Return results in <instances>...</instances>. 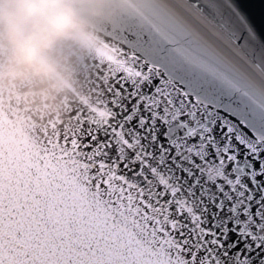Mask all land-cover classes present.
Returning <instances> with one entry per match:
<instances>
[{"label":"snow or ice","instance_id":"obj_1","mask_svg":"<svg viewBox=\"0 0 264 264\" xmlns=\"http://www.w3.org/2000/svg\"><path fill=\"white\" fill-rule=\"evenodd\" d=\"M153 2L202 64L129 32L98 70L108 98L46 150L146 223L166 264H264V0Z\"/></svg>","mask_w":264,"mask_h":264},{"label":"water","instance_id":"obj_2","mask_svg":"<svg viewBox=\"0 0 264 264\" xmlns=\"http://www.w3.org/2000/svg\"><path fill=\"white\" fill-rule=\"evenodd\" d=\"M62 7L68 22L38 61H23L0 34V257L8 264H166L147 224L93 191L70 161L53 162L44 142L108 98L98 70L115 60L129 32L152 28L178 57L197 65L203 58L162 28L153 0H66Z\"/></svg>","mask_w":264,"mask_h":264},{"label":"clouds","instance_id":"obj_3","mask_svg":"<svg viewBox=\"0 0 264 264\" xmlns=\"http://www.w3.org/2000/svg\"><path fill=\"white\" fill-rule=\"evenodd\" d=\"M66 0H0V34H6L25 62L38 61L50 36L68 22Z\"/></svg>","mask_w":264,"mask_h":264}]
</instances>
